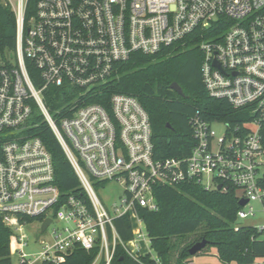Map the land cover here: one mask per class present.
I'll return each mask as SVG.
<instances>
[{"label": "built area", "instance_id": "2783aa9c", "mask_svg": "<svg viewBox=\"0 0 264 264\" xmlns=\"http://www.w3.org/2000/svg\"><path fill=\"white\" fill-rule=\"evenodd\" d=\"M0 2L16 16L15 48L0 53V215L13 231L12 264H63L77 248L98 249L92 264H112L119 245L138 258L148 235L138 209H158L159 185L235 190L239 201L247 199L235 229L257 215L252 202L264 214V0H36L31 15L29 0ZM197 29L210 95L252 117L237 125L195 117L191 153L157 158L150 116L137 97L114 93L109 107L90 99L103 94L119 62L157 54ZM51 87L74 95L57 115L45 100ZM38 116L59 139L85 199L62 197L52 154L33 134ZM116 181L123 194L109 206L97 190ZM124 215L133 223L130 241L114 223ZM254 227L264 235V224ZM250 264H264V255Z\"/></svg>", "mask_w": 264, "mask_h": 264}, {"label": "trees", "instance_id": "16d2710c", "mask_svg": "<svg viewBox=\"0 0 264 264\" xmlns=\"http://www.w3.org/2000/svg\"><path fill=\"white\" fill-rule=\"evenodd\" d=\"M35 8L36 0H29L28 14H33ZM202 33L197 29L157 54L137 52L128 60L119 62L116 77L113 76L110 85L103 89V94L90 99L109 107L114 93L137 97L150 116L157 158H183L191 153L195 144L192 122L195 117L222 120L230 125L242 124L252 117L248 109L234 108L228 101L211 96L207 90L201 70L204 59L200 48L204 38ZM210 34L205 32L204 35ZM15 45V13L11 7L0 2V53L12 51ZM32 70L35 71V68L32 67ZM173 82L182 87L183 95L171 88ZM73 97L71 93L51 87L45 100L57 115L58 110L63 109ZM33 122V134L42 139L52 154L55 183L62 197L75 195L85 199L86 193L79 177L51 126L42 116L36 117ZM260 134L264 145V122ZM154 194L157 210L138 209L150 239V251L134 258L119 245L112 264H187L194 257L189 252L192 243L180 247L172 239L202 228L203 234L198 241L206 238L208 245L205 249L214 247L223 264H250L264 255V235L261 231L253 225L242 224L235 229L237 212L241 207L235 190H208L195 181H182L175 185H159L155 187ZM114 223L123 241L134 239L129 215L116 217ZM12 233L0 215V264H12ZM97 251L77 248L63 264H92ZM208 253L203 249L197 255Z\"/></svg>", "mask_w": 264, "mask_h": 264}, {"label": "rangeland", "instance_id": "374dc122", "mask_svg": "<svg viewBox=\"0 0 264 264\" xmlns=\"http://www.w3.org/2000/svg\"><path fill=\"white\" fill-rule=\"evenodd\" d=\"M15 1V0H14ZM214 129L216 130L218 135L223 134L224 132V126L221 123H215L214 124ZM98 195L100 196V198L110 206V204H112L114 201H117L118 198L123 194V186L120 182H110L107 185H105L104 187H99L97 190ZM252 205L255 207V209L257 210V215L255 217L249 216L248 218H244V219H240L238 221V223L242 224V225H254V226H259L264 224V214L262 211V204L260 202L254 201L252 202ZM36 223V222H35ZM37 224H33L31 226V229L34 231L37 228ZM39 231V230H38ZM40 232V231H39ZM144 232L147 234V230L146 227L144 228ZM34 234V233H32ZM203 234V228L199 229L197 232L186 235L184 237H173L172 241L178 243V246L183 247L185 245H189L192 243V245L194 243H196L199 240V237ZM32 237H34V235H32ZM144 241H139V246H140V253H146L148 252L147 248L149 249V244H150V239L148 237V235L146 236V238L144 239ZM144 242V243H143ZM147 247H145V246ZM191 245V246H192ZM144 246V247H143ZM214 247H207L206 249H204V252H209V257L206 258H211L210 256V252L212 251ZM30 249H33L32 246H30L29 248H27V250L29 251ZM35 249L37 250L38 247H35ZM198 256H205L203 255H197ZM193 258V257H192ZM192 258L190 259L191 261L187 264H191L192 262Z\"/></svg>", "mask_w": 264, "mask_h": 264}, {"label": "water", "instance_id": "95a60500", "mask_svg": "<svg viewBox=\"0 0 264 264\" xmlns=\"http://www.w3.org/2000/svg\"><path fill=\"white\" fill-rule=\"evenodd\" d=\"M216 65H218L217 63H215ZM171 88L175 91H177L179 94H184L183 93V89L182 87L177 83V82H173L171 84ZM167 126L170 127V124L168 123ZM219 188H221V186H219ZM240 205H245L247 203V199H241L239 201ZM51 222V219H47L43 226H42V230L44 231L47 226L50 224ZM208 245V240L205 238V239H202L200 241H197L196 243H194L190 248H189V252L191 255H197L198 253H200L203 249H205V247Z\"/></svg>", "mask_w": 264, "mask_h": 264}, {"label": "crops", "instance_id": "0c3cea01", "mask_svg": "<svg viewBox=\"0 0 264 264\" xmlns=\"http://www.w3.org/2000/svg\"><path fill=\"white\" fill-rule=\"evenodd\" d=\"M149 246H150V244H149ZM145 247H147V246H145ZM147 250L150 251V247H149V249L147 248ZM210 253H211L210 254L211 255L210 256L211 258H206V257H209V256H206V255L205 256H198V257L197 256H194L192 258L191 264H223L219 260L217 254H216V249L215 248H213Z\"/></svg>", "mask_w": 264, "mask_h": 264}]
</instances>
